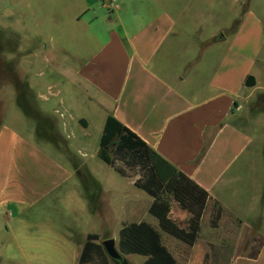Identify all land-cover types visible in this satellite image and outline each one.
Wrapping results in <instances>:
<instances>
[{"label": "crops", "instance_id": "obj_1", "mask_svg": "<svg viewBox=\"0 0 264 264\" xmlns=\"http://www.w3.org/2000/svg\"><path fill=\"white\" fill-rule=\"evenodd\" d=\"M64 1L76 11L75 28L90 53L61 72L67 85L61 90L63 111L46 112L59 120L62 140L86 142L90 120L83 110L91 109L102 134L112 116L210 195L196 244L189 247L167 234L170 247L149 213L152 197L118 195L82 162L92 191L109 195L105 224L122 229L141 222V212L150 215L147 223L162 234L179 264L178 250L186 252L185 264H206L220 254L217 245L224 241L203 236L205 222L210 230L229 226L235 229L232 264H264V111L258 110L264 100V17L252 11L251 0H226L232 14L227 24L216 26L213 0ZM249 76L256 80L253 87L246 86ZM46 145L0 128V214L7 211L5 224L19 261L38 259L36 233L22 232L20 242L13 231L19 226L8 216L23 218L26 228L33 221L44 227L54 259L69 264V244L75 243L62 214L87 212L92 220L94 212L79 166L55 158ZM170 203V217L187 229L191 214ZM215 205L223 210L218 228L211 227ZM4 245L0 240V250Z\"/></svg>", "mask_w": 264, "mask_h": 264}, {"label": "rangeland", "instance_id": "obj_2", "mask_svg": "<svg viewBox=\"0 0 264 264\" xmlns=\"http://www.w3.org/2000/svg\"><path fill=\"white\" fill-rule=\"evenodd\" d=\"M227 3L226 0H213L212 26L228 23L227 19L232 11L231 3ZM250 6L258 16L264 17V0H251ZM207 13L209 14V11ZM75 14L76 11L66 5L64 0H0V128L8 126L24 137H36L40 143L47 144L46 147L51 149L55 158L67 161L70 167L74 168L84 162L95 175L106 178V186L112 188V191L117 189L118 195L127 192L129 196L137 194L150 199L144 191L124 180L98 158L102 132L90 114L91 109L81 111L82 115L90 120V128L86 131L88 138L84 144H66L62 140L63 128L59 120L46 113L55 109L63 111L61 90L67 87L61 78L63 68L66 65L75 68L81 59L90 53L81 32L75 28ZM72 92L75 93V90ZM258 108L259 111H264V100L258 104ZM86 172V169L84 172V169L80 168L81 183L88 192L94 218L90 220L87 212L79 214L71 211L67 215L63 212V222L69 223V237H72L75 243L69 244V264H78L77 256L81 251L79 249L86 243L85 236L80 234H85L86 231L99 236L94 243L101 247V251L96 250L92 254L88 264H115L105 254L102 243L113 239L120 250L121 229L120 226L115 228L105 224L104 217L108 216L107 212L110 210L106 204L109 195L92 191L93 182ZM130 174L133 177L128 179L135 183L138 176L133 172ZM170 201L175 202L173 197H170ZM44 203L46 206V202ZM5 212L7 211L4 210L0 214V240L5 242L0 250V264H60L54 259L53 247L47 244L46 239L49 238L44 227L33 221L31 228H26L23 218L16 220L8 216L12 223L19 226L16 230L13 227V231L20 242L23 240L22 232L25 235L30 234L31 237L36 233L34 240H37L38 244L35 245L33 254L38 259L30 262L19 261L17 243L12 233L7 230L9 225L5 224ZM140 217L141 222H148L149 217L151 218L150 215L145 216L144 212L140 213ZM40 219H43V216H40ZM208 233L224 243L217 245L220 254H214L207 264H232V257L236 252V245L231 243L235 229L227 226L224 229L210 230V224L205 222L203 236H208ZM224 233L232 236H226ZM162 234L166 243L172 247L168 242L170 237L164 232ZM178 251L182 257L187 256L184 250ZM123 256L128 264H145L146 261V258L140 255ZM182 257L180 263L185 264Z\"/></svg>", "mask_w": 264, "mask_h": 264}, {"label": "trees", "instance_id": "obj_3", "mask_svg": "<svg viewBox=\"0 0 264 264\" xmlns=\"http://www.w3.org/2000/svg\"><path fill=\"white\" fill-rule=\"evenodd\" d=\"M255 84V78L249 76L246 86L253 87ZM81 124L87 126L84 121ZM98 157L124 178H132L130 172L138 176L135 186L153 198L149 213L158 220L162 232L189 247L196 244L210 198L207 191L178 171L143 139L112 116L106 120ZM170 197L174 198L182 210L191 214L187 229H182L170 217ZM222 215V208L215 205L212 228L219 227ZM98 239V235H88L79 264H88L92 254L96 250L101 251V247L94 243ZM119 247L123 255L145 257V264H179L164 245L162 234L145 221L124 224L120 231ZM207 262L209 261L206 260V264ZM117 264L128 263L124 258Z\"/></svg>", "mask_w": 264, "mask_h": 264}, {"label": "water", "instance_id": "obj_4", "mask_svg": "<svg viewBox=\"0 0 264 264\" xmlns=\"http://www.w3.org/2000/svg\"><path fill=\"white\" fill-rule=\"evenodd\" d=\"M102 246L104 248V251L106 255L109 257V259L114 262L115 264L119 263L124 259V256L118 250L116 246V241L113 239L106 240L102 243Z\"/></svg>", "mask_w": 264, "mask_h": 264}]
</instances>
